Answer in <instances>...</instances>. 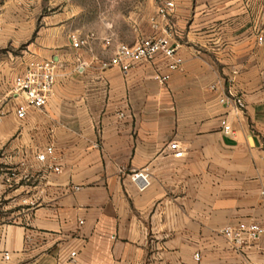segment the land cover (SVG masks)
<instances>
[{"label": "crops", "instance_id": "1", "mask_svg": "<svg viewBox=\"0 0 264 264\" xmlns=\"http://www.w3.org/2000/svg\"><path fill=\"white\" fill-rule=\"evenodd\" d=\"M174 1L180 68L159 56L127 73L102 68L99 41L74 48L67 17L43 28L41 0L0 3V264L264 263V235L243 249L223 236L264 228V0ZM150 19L123 44L152 36ZM51 60L49 104L19 119L16 76ZM229 91L245 110L221 103Z\"/></svg>", "mask_w": 264, "mask_h": 264}, {"label": "built area", "instance_id": "2", "mask_svg": "<svg viewBox=\"0 0 264 264\" xmlns=\"http://www.w3.org/2000/svg\"><path fill=\"white\" fill-rule=\"evenodd\" d=\"M177 8L174 0H167L157 8L156 13L151 17V27L154 31L152 36L143 38L135 45L129 46L119 44L114 50V54L107 62H102L104 70L112 67L120 68L124 73L129 72L135 66L143 63L154 62L159 56L168 61V70L176 71L181 66V60L177 56L178 46L173 43V30L167 24ZM164 23V24H163ZM96 34L89 35L88 38H82L80 35L73 34L71 41L74 48L80 49L89 45V40H96ZM264 37L261 32L258 34V42L263 43ZM106 45H111V40H105ZM57 66L53 60L39 63H32L26 71L16 76L13 84L12 93L23 98V103L17 105V117L21 120L27 118L29 110H43L50 102L56 85ZM170 79V74L157 77L161 84H165ZM233 83V81H231ZM216 89V87H213ZM222 104L233 106L238 111L246 109V104L242 97L235 95L231 91L221 100ZM124 115L121 114V118ZM223 131L226 134H232V127L226 119L221 121ZM170 149L174 157L179 159L184 157L185 151L181 143L174 141L170 144ZM54 153L53 147H48L43 153H39L37 159L40 163H46L49 156ZM53 170L60 172L58 167ZM131 181L144 192L151 187V175L148 169L135 170L130 175ZM264 235V228L257 223H240L237 227H228L223 231V236L229 240L237 249H243L256 243ZM75 253L72 257H75ZM199 259V255H197ZM5 261L10 260L8 253H5ZM264 264V263H249Z\"/></svg>", "mask_w": 264, "mask_h": 264}, {"label": "rangeland", "instance_id": "3", "mask_svg": "<svg viewBox=\"0 0 264 264\" xmlns=\"http://www.w3.org/2000/svg\"><path fill=\"white\" fill-rule=\"evenodd\" d=\"M4 1L0 0V3ZM160 2L161 0H41L42 27H49L50 19L57 17L66 21L67 17L75 34H96V41L99 43L89 53L98 54L106 62L113 56L117 45L130 44L135 40V27L146 25ZM107 39L111 40L109 46L105 44Z\"/></svg>", "mask_w": 264, "mask_h": 264}]
</instances>
